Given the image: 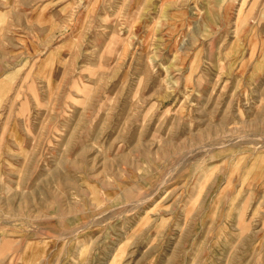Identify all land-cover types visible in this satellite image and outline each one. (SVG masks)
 Listing matches in <instances>:
<instances>
[{
  "label": "rangeland",
  "instance_id": "1",
  "mask_svg": "<svg viewBox=\"0 0 264 264\" xmlns=\"http://www.w3.org/2000/svg\"><path fill=\"white\" fill-rule=\"evenodd\" d=\"M0 264H264V0H0Z\"/></svg>",
  "mask_w": 264,
  "mask_h": 264
},
{
  "label": "crops",
  "instance_id": "2",
  "mask_svg": "<svg viewBox=\"0 0 264 264\" xmlns=\"http://www.w3.org/2000/svg\"><path fill=\"white\" fill-rule=\"evenodd\" d=\"M12 10H14V9H12ZM10 11H11V10H9V12H8V11H6L5 13H7V14H8V13H10Z\"/></svg>",
  "mask_w": 264,
  "mask_h": 264
}]
</instances>
